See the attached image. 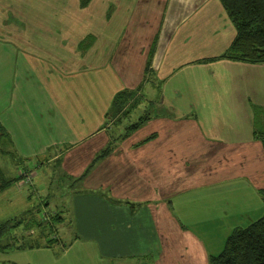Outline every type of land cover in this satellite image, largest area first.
<instances>
[{"label": "crops", "instance_id": "obj_1", "mask_svg": "<svg viewBox=\"0 0 264 264\" xmlns=\"http://www.w3.org/2000/svg\"><path fill=\"white\" fill-rule=\"evenodd\" d=\"M235 34L219 0H0V40L17 55V107L0 121L36 164L32 177L39 162L60 161L72 182L55 212L44 195L17 216L28 233L17 239L37 243L0 248V264H210L221 252L207 228L220 231L231 213L223 192L235 185L223 187L246 176L264 188L253 113L264 107V63L220 57ZM25 75L81 83L42 92ZM253 152L260 164L244 167ZM49 214L60 216L51 230L34 227Z\"/></svg>", "mask_w": 264, "mask_h": 264}, {"label": "rangeland", "instance_id": "obj_2", "mask_svg": "<svg viewBox=\"0 0 264 264\" xmlns=\"http://www.w3.org/2000/svg\"><path fill=\"white\" fill-rule=\"evenodd\" d=\"M101 24H108V21L105 22L103 19ZM5 44L9 43L0 40V112L9 108L12 100L14 99L15 105L13 107H17V92H13L15 91V85L17 86L14 73V67L17 63V55L11 48L5 47ZM146 66L144 76L149 77L153 70H146ZM259 74L264 76V71H260ZM154 76L155 75H152L151 79H153ZM59 83L60 82L39 81L35 76L32 80H30L28 79V75H25L22 78V84L25 88L30 87L32 90H34L36 86L38 91L42 90V92H60V90L63 89V85L65 90H75V87L81 82L68 80L63 81L61 86L58 85ZM121 83L123 82L121 81ZM143 83L144 82H142V84ZM142 84H140L135 90H126L138 92L141 89ZM253 88V82L251 80L247 81L246 89L251 90ZM147 90L148 92H146V90L143 91L146 95L151 92L149 89ZM251 100L255 102V99L252 97ZM129 104H135L134 99L133 102L129 101ZM253 110L255 128L259 127L256 126V123L259 125L263 124L262 128H264V107L260 109L254 105ZM245 116L249 117V112L245 113ZM138 117L139 116L133 115L129 120H127V123L129 124L137 121ZM9 138L6 135L5 139L0 141V167L3 169L4 174L8 178L13 179L11 184L0 190V223L7 219L16 218L17 216L23 215V212L26 209L31 208L34 210L35 205L38 204V198L43 197L44 195H50L52 197L49 211L55 212L57 207L59 208L62 206L61 198L59 196H62L63 200H69L70 197L65 193L71 190L70 184L72 183L70 178L62 173L61 162L57 161L51 162L49 164L44 162V165L40 164L39 162V165H37L39 167L36 168L37 173L32 177V180H28L26 175H30L28 174L30 172L26 171V169H31V167H34L36 164L19 157L17 155V150L15 149L16 146L13 143L10 134ZM246 155L247 159L243 161L244 167L247 166V168H249L252 167L253 164L257 166L260 164L259 159L254 152L253 155L248 156V153H246ZM251 173L252 171L250 170V173H246V175L250 176ZM263 173V171L260 172L257 175L258 178H262ZM20 176L24 178L22 179ZM235 179V182H227L226 186L223 187L224 189H227L229 186L235 185L223 192L229 201L228 205H230V207L227 206V209H229L231 212L229 215H226V219H224L227 221V226L222 227L220 231L217 230L214 232H211L213 223L207 228L208 232H210V239L215 241L214 250L217 251V253L222 252V249L224 248V239L226 236H230L232 232L239 226H248L253 221L262 217L264 214V212H261V210L258 211V209H264L262 208V204H264V193L262 190L264 188L260 187L261 189L258 191L259 188L255 189L246 176L236 177ZM53 181H56L58 186H55ZM52 183L53 185H51ZM256 183L259 184L260 181H256ZM247 188L250 190V192ZM252 190H255L256 193L251 192ZM29 194L32 196L31 201H28L27 199ZM51 217L52 216L49 214L46 219L42 218V220L46 223L49 222L50 224L52 221ZM56 226L59 227V224H56ZM34 227L36 226L34 225ZM38 229L40 230L41 227H38ZM41 232H43V230H41ZM9 233L5 238H7V241L10 243H14L11 234L17 236L22 235L20 238L28 234L24 224L16 226V228L10 230ZM23 241H29V239L19 240L20 243ZM70 243L71 242H68V245H70ZM72 248H76V246ZM17 259L19 260L20 257ZM28 259L30 261L33 260V258ZM23 261L24 260H22V262ZM127 264H131L130 261H128Z\"/></svg>", "mask_w": 264, "mask_h": 264}, {"label": "trees", "instance_id": "obj_3", "mask_svg": "<svg viewBox=\"0 0 264 264\" xmlns=\"http://www.w3.org/2000/svg\"><path fill=\"white\" fill-rule=\"evenodd\" d=\"M223 5L228 18L235 27L236 34L229 48L220 57L229 58L248 63H264V0H219ZM153 44L146 70H152V60L156 50ZM133 92L123 90L114 98L113 105L121 106L128 99L126 94ZM135 92V91H134ZM144 120L132 124L136 128ZM254 130L255 137L260 139L264 149V128L263 124L256 123ZM9 134L0 121V141ZM10 140V138H9ZM2 151V150H1ZM106 150L100 155H104ZM99 156V157H100ZM21 177V176H20ZM23 178V177H21ZM83 178V176L81 177ZM80 180V179H77ZM13 179L8 178L0 167V190L6 188ZM264 193V189L262 190ZM52 221H59V215H51ZM21 217L11 218L0 223V248L7 249L13 245L25 247L35 245L34 240L19 242L16 235H12L13 242L5 238L10 230H13L22 223ZM36 222V221H35ZM37 228L43 231L52 229L49 223L36 222ZM46 229H45V228ZM10 234V233H9ZM53 239H50V241ZM210 264H264V214L246 227H237L227 238L222 252L210 258Z\"/></svg>", "mask_w": 264, "mask_h": 264}, {"label": "built area", "instance_id": "obj_4", "mask_svg": "<svg viewBox=\"0 0 264 264\" xmlns=\"http://www.w3.org/2000/svg\"><path fill=\"white\" fill-rule=\"evenodd\" d=\"M29 174V173H28ZM27 179L30 180V178L32 177L31 174L30 175H26Z\"/></svg>", "mask_w": 264, "mask_h": 264}]
</instances>
